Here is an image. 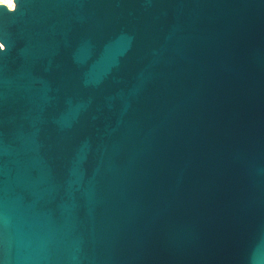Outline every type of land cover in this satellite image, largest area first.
Listing matches in <instances>:
<instances>
[{
	"label": "water",
	"instance_id": "1",
	"mask_svg": "<svg viewBox=\"0 0 264 264\" xmlns=\"http://www.w3.org/2000/svg\"><path fill=\"white\" fill-rule=\"evenodd\" d=\"M0 264H264V0L0 2Z\"/></svg>",
	"mask_w": 264,
	"mask_h": 264
},
{
	"label": "bare ground",
	"instance_id": "2",
	"mask_svg": "<svg viewBox=\"0 0 264 264\" xmlns=\"http://www.w3.org/2000/svg\"><path fill=\"white\" fill-rule=\"evenodd\" d=\"M0 2H4V3L8 4L10 7L15 6V0H0Z\"/></svg>",
	"mask_w": 264,
	"mask_h": 264
},
{
	"label": "clouds",
	"instance_id": "3",
	"mask_svg": "<svg viewBox=\"0 0 264 264\" xmlns=\"http://www.w3.org/2000/svg\"><path fill=\"white\" fill-rule=\"evenodd\" d=\"M6 48L3 44H0V52H5Z\"/></svg>",
	"mask_w": 264,
	"mask_h": 264
}]
</instances>
